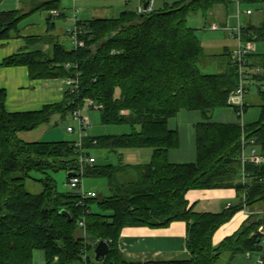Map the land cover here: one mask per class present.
<instances>
[{"label": "trees", "instance_id": "16d2710c", "mask_svg": "<svg viewBox=\"0 0 264 264\" xmlns=\"http://www.w3.org/2000/svg\"><path fill=\"white\" fill-rule=\"evenodd\" d=\"M230 1L180 0L144 14L123 11L113 19L77 20L83 47L67 49L56 42L49 52L21 51L2 61L0 67H26L31 80L73 79L79 74V88L73 94L65 90L59 104L27 113H8L6 92L0 89V264H33L35 251L45 254V264H125L118 249L123 229H159L173 222L186 226L189 259L146 264H215L224 256L232 259L260 250L264 165L245 164L243 180L239 154L242 135L264 151V91L257 90L260 114L255 123L210 122L215 111L229 107L227 100L239 76L231 52L216 56L228 57L221 73L202 74L198 64L206 55L195 30L186 24L190 15L206 17ZM237 1L245 6L264 4V0ZM38 10L56 11L58 18H64L55 2L26 14L0 13V48L2 42L24 38L19 24ZM25 40L37 42L39 37ZM241 40L264 44V21L257 27L241 26ZM248 62L264 72V53L255 51ZM255 80L264 82V73ZM85 99L101 107L102 125H128L131 132L86 135L81 148L74 141L24 143L17 138L20 132L49 124L54 116H70L84 107ZM182 110L200 112L203 120L195 126L196 161L171 164L168 151L177 149L179 139L168 121ZM128 149H150V161L99 166L95 160L84 169V179L107 182L108 197L82 198L58 190L54 175L73 174L81 155ZM27 182L37 184L39 192H28ZM216 189H233L239 204L220 213L197 212L186 199L190 191ZM95 205L99 212H92ZM255 205L261 213H252L236 232L214 244L223 225ZM100 241L109 251L95 261L94 248Z\"/></svg>", "mask_w": 264, "mask_h": 264}, {"label": "crops", "instance_id": "0c3cea01", "mask_svg": "<svg viewBox=\"0 0 264 264\" xmlns=\"http://www.w3.org/2000/svg\"><path fill=\"white\" fill-rule=\"evenodd\" d=\"M158 1L159 7L162 8L164 4H166L167 0ZM47 2H55L59 10L60 6H62L63 0H0V13L18 11L22 14H26L31 12L33 8H36ZM74 2H76V0H74ZM231 3H235L236 5V14L233 12H228V7ZM229 4V6H216L209 13V17L211 19L209 30L210 26L212 25H217L221 28L228 29H234L239 25H251L248 19H246L248 23L242 24L241 19L239 18L240 16L237 17L238 11L240 9V4L237 0H231ZM137 5H135L136 8ZM60 10L59 12L63 13L62 9ZM229 14L230 16H228ZM251 15L246 16L250 17ZM30 16L38 17L35 18V21L29 19L33 22L31 25L38 26L40 21L50 22L54 15H52V12L49 13L38 10L31 13ZM49 17L50 20H48ZM53 27L55 29L54 24ZM19 29H22L20 24ZM50 29V25L47 23L43 29V31L46 32V35H29L24 36V38L21 39H13L2 42L0 48V64L4 59L16 55L21 51L23 53L49 52L51 46L53 45V36L48 35ZM25 37H39V41H29L26 43ZM228 38L236 43V40L233 36L228 34ZM223 48L224 49L222 50V53H230L233 49V47L231 49H226V47ZM0 89L5 90L6 92L5 110L8 113H27L37 112L42 110V108L45 106L61 103L66 86L65 79L31 80L29 78L28 69L23 66H17L6 68L0 67ZM54 118L55 116L52 119ZM241 118L242 117H238L234 111H228L219 113L216 118L210 122L219 124H237L243 126L244 123L242 122ZM202 121L203 120L200 112H188L184 110L180 111L175 118H172L168 121V128L175 130L179 139V145L177 149L168 151L169 163L188 164L194 163L196 161L195 126ZM48 134L52 136V134L49 133L47 126L42 125L32 131L18 133L17 138L24 143H35L42 142V138ZM204 193H206L205 196H208L209 198H224L225 204H227L223 207L225 209L231 206V202L229 201L233 197L237 196L233 189L190 191L186 194V199L189 205L193 206L194 210L197 212H221L219 211L220 209L217 211H199L196 208L199 199L198 196ZM257 212L259 214L261 213V210L258 209ZM252 213L253 212L248 208H244L240 212L236 213L227 224L223 225L215 233L213 239L214 244H218L225 237H228L236 232ZM185 234L186 226L183 222H173L167 227L159 229H150L148 227H128L123 229L121 232L118 242V249L123 259L126 261L125 264H146L150 262L188 260L189 254L185 247ZM251 255L252 254H250V256L247 258L246 254H237L232 259H228L227 257H225V259L228 264H253L251 261ZM33 264H45V254L42 251L34 252Z\"/></svg>", "mask_w": 264, "mask_h": 264}, {"label": "rangeland", "instance_id": "374dc122", "mask_svg": "<svg viewBox=\"0 0 264 264\" xmlns=\"http://www.w3.org/2000/svg\"><path fill=\"white\" fill-rule=\"evenodd\" d=\"M180 0H167V5H172ZM137 5V0L135 4V0H63L62 9L64 13V18H58L53 16V19L50 22L40 21L38 26L31 25L32 21H35L37 16H28L21 23V35L29 36V35H46V32L43 31L44 27L48 23L55 25V29L51 27L49 36H53V43L58 42L62 46L67 49L72 48V44L69 41V37L66 34V28L71 26V22H73L74 17L80 21H89L96 18H104V19H113L116 18L119 13L122 11H135ZM230 5V6H229ZM227 6L228 12H233L236 14L237 8L235 3H231ZM159 1L157 0L155 4V10L160 9ZM59 9V10H60ZM250 9L252 15L247 17L244 13L245 10ZM61 11V10H60ZM240 19L241 23H248L246 19L250 21V24L257 27L262 21H264V4L255 5V6H245L240 5ZM230 16V14L228 15ZM30 19V20H29ZM28 20V21H27ZM246 21V22H245ZM187 26L191 29L195 30V34L200 41L205 58L202 59L200 64H198V68L202 74H219L221 73L226 64L228 62V57H216L222 53L223 47L226 49H231L236 46V43L231 41L228 38V33L222 30L220 31H211L209 30V25L211 24V19L208 16L203 17L201 14L190 15L187 18L186 22ZM221 28V27H220ZM52 40V38H51ZM254 49L256 54L264 53V44H254ZM215 56V57H214ZM255 84V83H253ZM87 99H85L83 105H85L82 109V116H84L87 120L86 126V134L89 137H101V136H121L126 135L131 132V127L128 125H102L100 122V113L98 110L90 109L89 103H87ZM246 111L242 116V122L244 125L255 123L260 114L259 104L260 98L257 92L256 85H252L249 89V92L244 96L243 99ZM233 112V109L228 107L224 109L217 110L213 113L210 121H213L216 116L221 112ZM56 122V123H54ZM49 129V134L42 138V142H61V141H79V136L77 134V124L71 118V116H66L65 118H61L60 116H55L54 119L51 120L49 124L46 125ZM71 127L74 128L75 132L73 134H69L66 132V128ZM249 150H247L248 154ZM91 155L96 160V165L105 166V165H113L116 166L118 164L123 165H138L145 164L150 161L151 151L150 149H128V150H120L116 154L110 153L107 150H96L91 153ZM54 179L57 185L58 190L61 193H71V189L67 184V173L59 172L54 175ZM83 190L93 191L97 193L98 197L104 198L110 195V192L107 188V182L104 179H84L83 180ZM26 190L31 193L39 192L40 187L33 183H26ZM206 193L200 194L198 196V204L197 209L200 211H219L223 212L225 208L224 198H215L205 196ZM229 202H231V206L238 205L240 200L239 197H233ZM262 209L255 205L250 211L253 214H258L257 210ZM92 212H99L97 206L91 207ZM261 256V252L257 251L251 255V261L253 264H256L258 258ZM226 256L219 259L216 264H228L225 259Z\"/></svg>", "mask_w": 264, "mask_h": 264}, {"label": "built area", "instance_id": "2783aa9c", "mask_svg": "<svg viewBox=\"0 0 264 264\" xmlns=\"http://www.w3.org/2000/svg\"><path fill=\"white\" fill-rule=\"evenodd\" d=\"M138 5L136 8L137 14H144L146 12H152L155 9L156 0H137ZM147 3V7L144 9V4ZM245 15H251L250 10L244 12ZM52 15L58 17V12L53 11ZM240 16V11H238L237 17ZM211 31H226L230 36H233L236 40V46L231 51V60L235 65L238 72V86L236 90L228 97L227 105L233 109L235 114L238 117H242L244 114L245 103L243 101L244 96L249 92V89L252 85H256L257 90L264 91V82H259L255 80V77L261 75L262 69L260 67H251L249 66L248 58L251 54L254 53V43L252 42H243L241 40V26H237L234 29L220 28L217 25L210 26ZM66 34L69 37V41L72 44V48L77 49L83 47V42L79 39L81 30L77 25V19L74 17L71 26L66 28ZM65 68H70L69 64H65ZM79 74H76V77L73 79H65L66 90L70 94L76 93L79 88L78 82ZM255 83V84H253ZM88 107H92L95 110H100L101 107L94 104L91 100H88ZM85 106V105H84ZM83 109V108H82ZM82 109L75 110L70 116L74 122L77 124V134L80 137L79 141L76 142V146L81 148V142L83 137L86 134L87 120L82 116ZM84 110V109H83ZM66 132L73 134L75 132L74 128L67 127ZM247 150H249L247 154ZM239 160L242 167V177L244 180V171L243 167L245 164L250 163L257 166L264 165V151H260L255 145L254 141L246 140L245 136H241V151L239 154ZM95 163V158L93 156L81 155L78 159V170L73 172L71 177H67V184L72 190L73 193L80 195L82 198H92L96 196V193L93 191H84L83 190V173L85 167H92ZM83 223H80V226ZM260 234V250L261 256L258 258L256 264H264V227H260L258 230ZM247 258L250 256L249 253H246Z\"/></svg>", "mask_w": 264, "mask_h": 264}, {"label": "water", "instance_id": "95a60500", "mask_svg": "<svg viewBox=\"0 0 264 264\" xmlns=\"http://www.w3.org/2000/svg\"><path fill=\"white\" fill-rule=\"evenodd\" d=\"M147 7V3L144 4V9ZM48 20H50V17L48 18ZM72 174L71 173H68L67 174V177H71ZM61 214L65 215L66 217H68V214L61 211L60 212ZM109 249H108V245L105 241H100L97 243V245L95 246L94 248V258H95V261H99L101 259H103L107 253H108Z\"/></svg>", "mask_w": 264, "mask_h": 264}]
</instances>
